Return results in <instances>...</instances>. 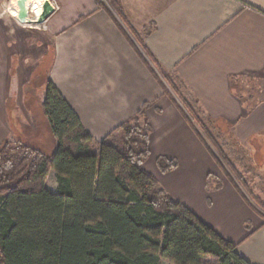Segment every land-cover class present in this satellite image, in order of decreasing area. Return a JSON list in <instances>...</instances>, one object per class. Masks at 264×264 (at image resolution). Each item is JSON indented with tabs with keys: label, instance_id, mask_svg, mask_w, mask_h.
Wrapping results in <instances>:
<instances>
[{
	"label": "crops",
	"instance_id": "crops-1",
	"mask_svg": "<svg viewBox=\"0 0 264 264\" xmlns=\"http://www.w3.org/2000/svg\"><path fill=\"white\" fill-rule=\"evenodd\" d=\"M51 2L53 12L45 21V36L53 44L47 81L93 140L101 142L147 105L150 155L144 168L173 198L237 243L250 263L264 264V216L225 177L184 106L261 153L256 164L264 167V142L257 139L264 135V88L247 107L232 87L243 76L264 79V0H116L121 14L110 0ZM12 28L0 10V144L11 134L28 144L23 135L37 123L21 127L10 115L8 99L20 88L25 104L30 77L25 72L18 83L19 65L30 48H22ZM32 110L26 106L22 112ZM160 157L177 166L163 172ZM210 174L221 187L208 190Z\"/></svg>",
	"mask_w": 264,
	"mask_h": 264
},
{
	"label": "trees",
	"instance_id": "trees-1",
	"mask_svg": "<svg viewBox=\"0 0 264 264\" xmlns=\"http://www.w3.org/2000/svg\"><path fill=\"white\" fill-rule=\"evenodd\" d=\"M110 2L121 14L116 0ZM146 107L95 142L54 83L46 82L42 108L56 150L46 154L20 140L0 144V264H252L237 243L144 168L151 131ZM185 107L204 139V122ZM158 165L166 172L177 163L160 157ZM51 170L57 191L47 186ZM206 185L212 190L222 182L210 174Z\"/></svg>",
	"mask_w": 264,
	"mask_h": 264
},
{
	"label": "rangeland",
	"instance_id": "rangeland-1",
	"mask_svg": "<svg viewBox=\"0 0 264 264\" xmlns=\"http://www.w3.org/2000/svg\"><path fill=\"white\" fill-rule=\"evenodd\" d=\"M45 2H48L54 8L51 0H33V3L40 6L45 5ZM0 10L9 18L13 32L23 42L21 43L22 48H30L29 56L24 63H20V72L18 71L21 77V81L18 82L20 85L24 82L25 72V75L30 77V80L25 84V104L20 101L22 95L20 93L23 90L16 89L8 99L10 115L15 116V120L19 121L21 127L24 126L27 129L35 121L37 128L31 126V129H26L23 138L28 144L39 147L46 154H51L56 150L55 140L51 135L48 120L41 107L44 101L48 71L53 59V44L45 36L46 20L37 23L29 21L31 20L30 17H22L17 11V0H0ZM31 11L30 14L33 13ZM15 68L16 64L11 71L12 76L17 71ZM262 88H264V79L262 78L243 76L234 81V90L249 106L254 104L255 98L258 97V92ZM172 90H174L173 87ZM176 96L178 97V94ZM26 106L33 109L31 113L22 112ZM143 122L141 120L140 124L144 125ZM204 126L205 129L200 128V132L206 143L216 154L225 177L239 189L252 207L264 216V209L257 203V200L264 203V167L256 164L257 161H260L262 154L248 150V146H245L228 133L226 127L223 128L219 124L215 125L213 121L208 122V124L204 123ZM40 137H42V140H39ZM257 137V139L264 142V135H257ZM9 139L16 141L17 138L16 135L11 134ZM47 186L51 191H57L56 172L49 175ZM212 262L213 260H209L208 263L212 264ZM161 264L173 263L163 259Z\"/></svg>",
	"mask_w": 264,
	"mask_h": 264
},
{
	"label": "water",
	"instance_id": "water-1",
	"mask_svg": "<svg viewBox=\"0 0 264 264\" xmlns=\"http://www.w3.org/2000/svg\"><path fill=\"white\" fill-rule=\"evenodd\" d=\"M17 4H18V13L24 17L27 18L30 16V5L28 4V2L26 0H17ZM46 9V14L42 17H40L38 20H29L31 22H37V23H42L43 21L46 20V18L52 14L53 12V7L50 4H47L45 6Z\"/></svg>",
	"mask_w": 264,
	"mask_h": 264
},
{
	"label": "bare ground",
	"instance_id": "bare-ground-1",
	"mask_svg": "<svg viewBox=\"0 0 264 264\" xmlns=\"http://www.w3.org/2000/svg\"><path fill=\"white\" fill-rule=\"evenodd\" d=\"M27 2L30 4V9L32 10L31 12H33L29 16L32 20L36 21L46 14L45 6L49 4L48 2H45V5L42 6L37 3H33V0H27Z\"/></svg>",
	"mask_w": 264,
	"mask_h": 264
}]
</instances>
